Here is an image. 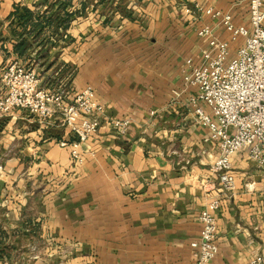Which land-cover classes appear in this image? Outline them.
<instances>
[{
	"label": "crops",
	"instance_id": "0c3cea01",
	"mask_svg": "<svg viewBox=\"0 0 264 264\" xmlns=\"http://www.w3.org/2000/svg\"><path fill=\"white\" fill-rule=\"evenodd\" d=\"M195 3L248 24V0H72L61 13L76 15L56 30L60 1L0 0L1 93L2 69L26 38L19 60L35 67L42 87L92 86L105 119H131L126 134L104 120L75 165L58 144L73 139L58 119L0 115V264H194L190 243L200 237L218 150L194 120L182 73L199 64L211 36L231 54L242 43ZM17 8L33 14L27 30L46 25L39 38L20 35ZM204 26L212 35L198 33ZM232 166L236 188L218 211L209 264H245L264 249V169L246 150Z\"/></svg>",
	"mask_w": 264,
	"mask_h": 264
},
{
	"label": "built area",
	"instance_id": "2783aa9c",
	"mask_svg": "<svg viewBox=\"0 0 264 264\" xmlns=\"http://www.w3.org/2000/svg\"><path fill=\"white\" fill-rule=\"evenodd\" d=\"M263 3L248 0L247 25L235 24L230 13L195 3L199 13L220 20L231 42L241 38L242 43L231 54L228 42L211 36L199 64L189 65L182 73L184 87L192 89L188 104L194 120L206 127L207 140L218 150L210 166L215 181L207 189V201L199 214L200 237L190 243L195 250L194 264H209L218 251V211L236 188L233 156L246 150L257 168L264 169ZM198 33L212 35L206 26ZM1 83L0 115L21 110L37 116L40 122L58 119L73 135V139L58 144L70 148L75 165L82 163L81 144L99 131L104 120L118 134H126L131 124L129 117L105 119L106 107L92 86L76 92L44 88L35 67L18 59L3 67ZM245 264H264V249Z\"/></svg>",
	"mask_w": 264,
	"mask_h": 264
},
{
	"label": "trees",
	"instance_id": "16d2710c",
	"mask_svg": "<svg viewBox=\"0 0 264 264\" xmlns=\"http://www.w3.org/2000/svg\"><path fill=\"white\" fill-rule=\"evenodd\" d=\"M58 1H60L61 6H59L58 9L56 10V12L54 13V24H52V25H54V28L56 30H58V29L66 30L70 24V21L74 18L76 13L67 12V11H65L64 13H61L62 8H65V6H67L69 3H71L72 0H58ZM18 10L19 9L17 8L15 13L19 14V17L21 18L22 23H23L22 25L24 27V30L20 35L27 34V33L29 34V33L33 32L35 34V37L39 38V35L41 34V32L43 31V29L46 25L42 24L40 22H37V23L32 25V29L27 30L26 29L27 23H28V21H30L33 14H32V12H30L27 9L26 10L24 9L22 11V13L20 14ZM14 15H17V14H14ZM51 16H53V15H51ZM51 18H49L47 20V22H49V24H50V21L52 20ZM39 43H41V42H39ZM29 46H30V43H29V41H26V38H22V39L20 38V40H17L15 42L14 52L16 53L18 60L22 59L25 50ZM29 66H32V65H29ZM2 235H3L2 232H0V236H2Z\"/></svg>",
	"mask_w": 264,
	"mask_h": 264
},
{
	"label": "water",
	"instance_id": "95a60500",
	"mask_svg": "<svg viewBox=\"0 0 264 264\" xmlns=\"http://www.w3.org/2000/svg\"><path fill=\"white\" fill-rule=\"evenodd\" d=\"M3 186V182L0 180V187H2Z\"/></svg>",
	"mask_w": 264,
	"mask_h": 264
},
{
	"label": "rangeland",
	"instance_id": "374dc122",
	"mask_svg": "<svg viewBox=\"0 0 264 264\" xmlns=\"http://www.w3.org/2000/svg\"><path fill=\"white\" fill-rule=\"evenodd\" d=\"M59 253H61V252H59Z\"/></svg>",
	"mask_w": 264,
	"mask_h": 264
}]
</instances>
